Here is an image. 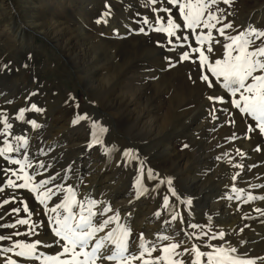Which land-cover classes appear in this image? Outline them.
Returning <instances> with one entry per match:
<instances>
[{
	"label": "rangeland",
	"instance_id": "rangeland-1",
	"mask_svg": "<svg viewBox=\"0 0 264 264\" xmlns=\"http://www.w3.org/2000/svg\"><path fill=\"white\" fill-rule=\"evenodd\" d=\"M81 3H83L84 6H80ZM106 3L111 6V14L104 17L103 13L108 11V9L105 8ZM162 6L163 5L159 3V0L156 5L150 4L149 0H0V149L7 148V145L4 144L5 140H7L8 144L12 145L15 149L18 144L14 139V135L16 134L23 133L29 141V145L20 148L19 151L11 153L5 152L4 156H0V225L16 224L15 228L0 227V234L10 235L12 233H19V235H13L11 239L0 241V249L11 247L17 241L21 243L32 242L34 236L28 235L30 232L29 227L19 225L16 222L19 219H28L29 223H31L33 220L37 219L35 215H31L33 208L37 206L41 209L44 208V205H40L39 201L35 200L34 192L30 193L28 188L16 187V185L24 183L22 177L32 175L37 167L43 164L49 166L47 168H39L40 175L45 179L49 172H52L53 175H55L56 172L68 174L65 175V180L61 181V184L65 188L71 186L75 182L74 180L81 183L88 181L87 178L83 177L80 173V170L85 168L88 163L79 167L75 166V163L72 161L73 158L71 159L75 154V152H73L75 148L72 147L74 144L70 143L68 144L69 146L66 144L64 148L63 146L56 148V152H50L51 156L46 155L48 158H45V154H43L45 148L48 149L46 145L48 143L50 145L53 143L50 136L52 135V132L55 133V131L52 129L49 130L48 128L49 113L52 109L56 108L55 106L59 102L64 108H68V106L70 107V100L68 97L71 95L72 91L76 95V108H78L75 110L77 113L74 112V120H76L77 117H83L85 114H87L88 117V119L80 120V123L78 122L79 124H74V128L87 131L88 134L90 133L89 140L92 142L94 139L93 132H95L99 141H101L98 143L101 147L104 146V149H109L111 147L110 149L112 151L116 153L121 152L120 155L122 157H124V149L132 148L135 150L129 157H124V163L126 164L121 163L120 168L118 169L119 171L115 169L117 166L114 162H109V164L106 162L108 165L107 170L109 172L106 176L110 178L113 177L116 184L112 186V188H107L109 185L108 180L106 179L107 181L105 180L104 184L106 189H103V195L113 192L114 190V192L123 191L122 189H126L129 184H132V182L141 187V175L143 174V172H141V164L143 165V170L146 165L140 160V156L151 149V146L148 143L137 140L134 132H130L129 138L127 139L126 137L124 139L125 143L120 145L117 144V140H122L120 138L121 136L117 134L120 133L118 131L119 129L116 130L117 127L105 123L102 119L98 118L99 115L96 112H92L94 113L93 116L90 111H79V109H81L80 106H87V96L81 88H75L74 80L69 76L71 65H67L64 58H62V55L59 54V51L53 48V46L42 37V30L40 27H37V25L41 24L43 19L54 18L53 21L60 22L64 26H71L70 28L74 29L79 26L85 31L87 34V40L85 43H88L87 46L92 47L93 53L95 52L98 56L100 55L99 58L105 66V71H102L101 76L106 77L107 74L108 76L113 74L116 76V79L120 78L121 81L123 79V82H125L123 83V87L124 85L126 86L124 88L125 92L128 93L132 90V92H134L135 90L136 93L138 91L136 94L137 97H140L142 100V105H139L134 109L136 113H142L143 102L144 104L146 103L147 105L152 106L154 110L152 111V114H155V116L158 117L163 114L162 112L165 111L167 107L171 106V108L176 111V116H174L175 118L173 117L174 119H171V123L174 121L177 122V116L180 112L182 114H188L196 111V113L203 112V115L205 113L206 117L204 121L209 125L200 133L193 134L196 135L195 138H197V141L201 138H205L206 141H211V144L215 145L214 152L213 150L210 152L213 161L225 163L227 167H232L233 164H238L237 161L242 158V156L238 154L237 149L242 150L245 154L248 150L238 147V141L243 140L242 142H246L247 146H250L252 142L257 141L255 137L251 139L243 138V129L245 125L241 124L239 119H236L235 116H233V119H236V122L235 124H232L226 114L217 112L215 113L216 119L213 120V113L210 108L208 107L207 111H205L207 105H209V101L207 100L209 90H205L202 84L193 85L190 82L188 79L191 68L189 62H177L173 59V66L170 69L167 68L166 62L163 59L164 56L175 57L179 51V48L176 47L178 44L195 46V36H190L189 40L185 42L177 41L175 37H168L166 33L155 31L156 29L167 27L166 17L169 15H172L174 22L182 23V20L177 21L176 16L172 13L153 11L154 8ZM219 6L225 8L226 11L231 13L229 19L233 21L234 27L238 30H243L244 26H254L259 29H264V0H231L230 8L223 4ZM82 18L83 21L81 20ZM144 19L148 20L147 24L142 22ZM97 20H101V23L97 24ZM105 21L107 22L105 23ZM31 23H35L36 26ZM141 27H143L149 35L140 34L138 29ZM182 31L185 35L189 32L188 29H182ZM197 31H199V29ZM228 31L231 32V30ZM161 37H163L160 41L164 44L163 50L156 44V41ZM220 39H223V37ZM169 40H171L172 43H169ZM255 43L259 44L260 41L257 40ZM169 49L171 50L169 51ZM111 50L115 51V59L113 60L109 59V51ZM29 56H31V59H28ZM25 64L28 65L27 68L23 67ZM5 65L8 67L5 68ZM146 68H148L147 71L151 72L153 75L150 80L153 87L149 88L147 91L143 89V91L140 86V83L143 82L142 79L140 80L142 77L140 71L143 69L145 70ZM123 69L124 71H122ZM33 92L37 94L32 95ZM31 103H36L38 107H42L44 109L43 113H36L33 111L30 107ZM21 108L27 109L24 113L23 120L18 119L20 116L19 110ZM4 120H7L13 125L11 130H8L7 135L4 134L6 131L3 126ZM28 120H35L39 125V128L32 129L31 125L27 123ZM93 121L98 122V127L96 129L91 128ZM245 124H247V121ZM100 127H106L107 132H100ZM181 130L182 129L178 130L169 127L168 130H166L168 139L175 140L176 148L180 154L183 155L185 163L188 162L187 164L191 165V168L196 169V165L193 164V162L194 159L196 160V156L200 153L201 147L193 141L191 135H189V137L187 134H182ZM111 136L112 138H110ZM184 142H187L190 145V149L180 150L179 146ZM260 143L262 144V147H264V141H260ZM114 145L119 146L118 149L122 148V150L118 152L117 149L115 151V149H113ZM252 146L251 152H255V145ZM69 147H72V149L68 150ZM230 151L231 156L228 158ZM59 152H61L62 158L59 156ZM255 154L257 159L263 157L262 160L258 161L257 165L255 164L257 167L256 171H259V169L264 168V150L259 153L255 152ZM32 155L34 158H31ZM36 155L38 156L36 157ZM137 155L139 156V160L136 159ZM222 155L226 156L225 159H221ZM5 157H8L9 159L6 160ZM12 160L26 162L28 163V166L24 167V171L21 173V165H13L11 163ZM253 160L256 159L254 158L252 161ZM70 161L72 164L71 172H68V163ZM5 168L8 169L7 172L2 171ZM114 171H117V173L114 174ZM73 173L75 176L72 175ZM253 173L255 172L253 171L252 174ZM256 173L261 179L264 178V171L259 174L258 172ZM214 175H216L215 172L207 173V180L212 182L213 179H215ZM249 177L251 178L253 176ZM167 179L165 180V184H163V189L171 198V193L167 191ZM237 179L238 178L233 181L231 177L233 183H235ZM242 179L244 180L243 184L245 185H249L251 182L249 178L246 179L245 177ZM8 180L13 182L12 186L7 183ZM35 186L36 177L34 176L33 180L29 183V187ZM173 187L175 191H177V195L180 196L182 192L179 187H176L174 184ZM78 196L77 191V199H79ZM173 198L175 199V197ZM52 200H56V197H53ZM5 201H7V203H5ZM56 201L60 202V200ZM117 202L122 204L123 200L120 198ZM47 203L50 207L54 206L52 201H47ZM251 203L252 202H250V204ZM25 206L29 209L28 213L23 211ZM158 206L153 205L151 206L152 208L147 211L151 219L154 220L153 225L155 226H160L167 221L169 214L173 210L170 201L167 206L163 204V201L161 204H158ZM194 207L197 206L195 205ZM13 208H17L19 211L12 212L11 210ZM157 211L160 212V214L162 213V215H157ZM50 215L52 214L50 213ZM45 219H47V217H45ZM112 225L115 227V223ZM182 233L183 238H186L185 232L182 231ZM263 238L264 237H261L259 239ZM259 239L253 241V244L258 245L262 243ZM178 241L180 240H175V242ZM166 244L167 242L163 241L160 246ZM191 245V243L187 244L184 242L176 251L183 253V249L186 247L190 248ZM54 250L55 248H44L42 252L44 255H54ZM7 254L10 255L11 253L0 252V264H7V260L10 259L7 258ZM158 255H163L160 253L159 248L153 252V258ZM254 255L255 254L245 255V257L252 258ZM147 258L148 257L145 256V259ZM171 258L183 260L185 261V264H189L187 253H184L179 257L173 255ZM205 260L206 259H202V264ZM34 263L39 264L38 261ZM141 263V261L134 262V264ZM28 264H33V262H28Z\"/></svg>",
	"mask_w": 264,
	"mask_h": 264
},
{
	"label": "snow or ice",
	"instance_id": "snow-or-ice-1",
	"mask_svg": "<svg viewBox=\"0 0 264 264\" xmlns=\"http://www.w3.org/2000/svg\"><path fill=\"white\" fill-rule=\"evenodd\" d=\"M149 3L156 5L158 0H149ZM162 7L154 8L153 11H163L172 13L176 16L177 21L174 22L172 15L166 17L167 27L156 29L157 32L166 33L168 37H175L177 41H188L190 36H195V46L178 44L176 47L179 51L175 57L165 55L164 60L167 68L173 66V59L177 62H189L191 65L188 79L193 85L202 84L205 90H209L207 100L209 108L213 113V120L216 119L215 113L226 114L230 123L235 124L236 119H239L241 124H244L243 129L244 139L256 138L258 143L254 147V151L259 153L264 150L260 141H264V29L256 27L244 26L243 30H238L234 27L233 21L229 19L231 13L219 5L231 7V0H159ZM108 11L103 13L104 17L111 14V6L105 4ZM107 21H105L106 23ZM148 23L147 19L142 21ZM97 24L101 20L96 21ZM182 29H188L189 32L185 35ZM199 29V31H197ZM228 30H231L229 32ZM142 35H149L143 27L138 29ZM179 33V34H178ZM215 33V35H214ZM235 33V34H231ZM223 37V39H220ZM163 37L156 41V44L164 49V44L160 41ZM259 40L260 43L255 42ZM172 43L171 40L168 41ZM190 49V50H188ZM171 49H169L170 51ZM31 59V56L28 57ZM8 66L5 65V68ZM23 67L27 68L25 64ZM222 90V91H221ZM37 93L33 92L32 95ZM218 105V106H216ZM31 109L36 113H43L44 109L38 107L36 103H31ZM18 119H24L26 108H21ZM235 116L236 119H233ZM82 119H88L85 114L83 117H77L72 123L76 124ZM247 121V124L245 122ZM32 129H38L39 125L35 120H28ZM3 126L11 130L13 125L7 120L3 121ZM98 122L93 121L92 128L96 129ZM100 132H107V128L100 127ZM251 134V135H250ZM93 144L100 143L97 135L93 132ZM14 139L18 142L14 149L12 145L5 140L6 149H0V156H4L5 152L19 151L28 145L29 141L23 134L14 135ZM89 144V148L93 146ZM180 150L190 149L187 142L180 144ZM135 150L126 148L123 150V156L129 157ZM238 154L242 157L245 153L237 149ZM108 153L106 149L105 154ZM5 159H9L5 157ZM139 160V156L136 157ZM13 165H21V173L28 163L20 160H12ZM47 168V165H39L32 175L22 177L24 183L16 185L19 188H28L30 193H35V200L39 201L40 205H44L41 209L38 206L33 208L31 215L37 217L29 223L28 219H19L16 223L27 226L30 229L29 236H34L32 242L21 243L15 242L11 247L2 248L0 252L13 253L15 257L22 258V264L28 262L39 261V264H134L136 261H141L142 264H185L183 260L172 259L173 255L179 257L184 253L188 254L189 264H202L201 258H206L203 264H264V255L255 258L242 257L239 254V249L246 243L245 240L238 237L234 241L226 237L225 231H213L211 234L201 231L200 233H189L185 231V236H195L201 241L200 247L192 244L190 248H184L183 253L176 250L184 243L183 240L171 242L177 232L172 229V235H159L157 239L149 243L145 241L144 234L139 233L137 237H132L131 228L127 221L131 219L132 209L124 210V220L122 221L121 212L114 210L110 205H103L102 201L97 199H77V191L73 186L66 188L61 184L65 180V174L56 172L48 173L47 178L40 175L39 168ZM235 168H242V164L233 165ZM68 170L71 172V165H68ZM2 171L7 172L5 168ZM141 172L143 165L141 164ZM75 176V174H72ZM236 175L232 176L235 181ZM36 177V186L29 187V183ZM149 179H153L152 169H148ZM82 179V178H81ZM12 186L13 182H7ZM161 185L165 184L164 179H159ZM167 191L171 193L181 204L191 206L192 199L184 200L177 195L173 184V178L169 177L166 181ZM51 185V186H50ZM87 191V186H85ZM148 188L140 187L136 191V196L140 197L148 193ZM233 192H240L239 189L233 188ZM62 196V199H61ZM56 197V200H52ZM240 199L238 195L236 197ZM227 199L231 201L232 196ZM256 199L264 200V196H254L249 193L245 200L254 201ZM47 201H52L54 206H49ZM7 203V201H5ZM163 204H169V197H163ZM98 208V211H93ZM12 212H18L19 209L13 208ZM25 213L29 212L27 206L24 207ZM254 211L264 217V210L255 208ZM51 213L52 215H49ZM111 213V215H107ZM159 215V213H157ZM47 217V219H45ZM176 214L171 215L173 222L177 221ZM252 217L245 214L241 216V220H250ZM180 223L183 224V217H179ZM208 220L212 221L213 217L208 216ZM115 222V227L109 229V226ZM0 227L15 228L16 224H3ZM189 228L196 229L200 226L197 224H189ZM251 228L248 223L243 224L236 231L242 234L244 229ZM106 229H109L106 231ZM47 233V238H45ZM103 233V234H101ZM13 235L0 234V241L11 239ZM132 237V245L130 251L129 239ZM216 241L210 244L204 240ZM160 241H169L166 245L160 246ZM38 247L55 248L54 255H44L43 252H38ZM159 247L160 253L153 258V252ZM204 247L206 251H202ZM145 256L148 258L145 259ZM7 264H17L16 259H8Z\"/></svg>",
	"mask_w": 264,
	"mask_h": 264
},
{
	"label": "bare ground",
	"instance_id": "bare-ground-1",
	"mask_svg": "<svg viewBox=\"0 0 264 264\" xmlns=\"http://www.w3.org/2000/svg\"><path fill=\"white\" fill-rule=\"evenodd\" d=\"M80 6H84V4L81 3ZM53 20L54 18L43 19L42 23L38 24L37 27H40L42 30V37H44L45 40H47L48 43L53 46V48L59 51V54L62 55L65 63L67 65H71L69 76L73 78L75 88H81L84 94L87 96V106H80L81 109H79V111H90L93 116L94 113L92 112H96L99 115L98 118L102 119L105 123H108V125L112 124L117 127L116 130L119 129L118 131L120 132L117 134L120 135V138L122 139L116 141V143L119 145L125 143L124 139L126 137L127 139L129 138L130 132H134L137 140L144 141L151 146V149L148 152L140 156V160H142L146 165L143 170V174L141 175V187L148 188V193L137 197L136 191L140 187L133 184L132 182V184H129L126 189H122L123 191L114 192V190L113 192L103 195L102 192L105 188L104 184L106 179L108 180L109 185L107 188H112V186L116 184L113 177L110 178L106 176L109 173L107 170V163L109 164V162H114L117 166L115 169L118 170L120 168V164L124 163L125 159L120 155L121 152L116 153L110 149L111 147L109 149L106 148L108 153L105 154L106 149L103 148L104 146L101 147L99 144H93V142L89 140L90 133L88 134L87 131L74 128V124L72 123L74 121L73 115L75 114L74 112H76L75 110L78 108H76V95L72 91L71 95L68 97L70 100V107L68 106V108H64L59 102L55 106L56 108L52 109L49 113L48 128L49 130L52 129L55 131V133L52 132V135L50 136V139L53 140V143H51V145L48 143L46 145L48 149L45 148V151H47L42 153L45 154V158H48V156H51L50 152L55 151L56 148H59L60 146H63L64 148L66 144L69 146L68 144L70 143L75 145L72 146L75 148L73 151L75 154L73 157H71V159L73 158L72 161L75 163V166L80 167L81 165L88 163L85 168L80 170L81 175L86 177L88 181L81 183L74 180L75 182L71 185L76 189V191H78V198L84 199V197H87L89 199H97L102 201L100 207L103 205H110L112 209L119 210L121 212L122 221L124 220V210L131 208L132 216L131 219L127 221V224L131 228L132 237H137L139 233H143L144 239L149 243V246L151 242L155 241L159 235L168 234L171 236L172 229H174L178 235H176L174 240L171 242H175V240L179 239L183 240L187 244H196L198 247H200L201 241L197 240L195 236H186V238H183L182 231L197 234L201 231L207 232L209 234H211L213 231H225L226 237L231 238L233 241L238 237L246 241V243L243 244V246L238 250L242 257L251 254H255L253 257L251 256L252 258L264 255V238L259 239L264 237V217H261L259 213L254 211L255 208L264 210V200L261 201V199H256L254 201L248 202L245 200L249 193L258 197L264 196V178L262 176L263 179H261V177H259L256 173L258 172L259 174L264 171V168L256 171V165L259 160L263 159V157L257 159L255 152H251V148L253 147L252 145H256L257 141L252 142L250 146H247L246 142L243 143V140L238 141V147L245 150L248 149L247 153L242 158L240 157L241 159L237 161L238 164L243 165L242 168H235L233 167L234 164L232 167H227L225 163L213 161V159H211L210 152L212 150L214 152L215 145L211 144V141H206L205 138H201L199 141H197V138H195L196 135H194L200 133L205 129L206 126L209 125L204 121L206 117L205 113L203 115V112L196 113V111L188 114H182L180 112V114L177 116V122L174 121L171 123V119H174V116H176V111L173 110L171 106L167 107L165 111H163V109V114L158 117L155 116V114H152V111H154L152 106H149L146 103L144 104V102L142 113H136L134 109L137 106L142 105V100L140 97H137L136 94L138 91L136 93L135 90L134 92H132L133 90L131 92L128 90L130 93L125 92L124 88L126 86L124 85L123 87V83L125 82H123L122 78V81L120 78L116 79V76L113 74H110L109 76L107 74L106 77L101 76L102 71H105V66L102 64L101 59L99 58L100 55L98 56L97 53H93L92 47L87 46L88 43H85L87 40V34L85 31L79 26L74 29L70 28L71 26H64L62 23ZM81 20L83 21V18ZM31 24L35 25V23ZM109 59H115L114 50L109 51ZM147 70L148 68L140 71V74H142L140 80L142 79L143 81L140 83V86L142 90L144 89L146 91L153 87L150 81L153 75ZM122 71H124V69ZM208 107L209 105H207L205 111H207ZM169 127L178 130L182 129V134H187L188 136L191 135L193 141L201 147L200 153L198 156H196V160L194 159L193 162V164L196 165V169L191 168V165L187 164L188 162L185 163L183 155L180 154L176 148L175 140L168 139L166 130H168ZM110 138H112V136ZM89 144H93V146L89 148ZM72 147H69L68 150H71ZM118 148L119 146L115 145L113 147L115 151ZM120 150H122V148L118 149V152ZM61 152H59V156L62 155ZM37 156L38 155H36V157ZM230 156L231 151L228 154V158H230ZM32 157L33 155L31 158ZM225 157L226 156L222 155L221 159H225ZM251 158H255L256 160L252 161ZM68 164L72 165L71 161ZM149 168L152 169L153 179H149L148 177ZM253 171L255 173L252 174ZM212 172H215L216 175H214L215 179H213L211 182L210 180H207V173ZM115 173H117V171H114V174ZM237 173H239V175H237L238 179L235 183H233L231 177ZM249 176L253 177L250 178ZM168 177L174 178V185L179 187L180 191L182 192L180 195L182 199H192L191 206L181 204L173 197L170 198L168 196L166 191L163 189L164 185L159 183V179L166 180ZM245 177L246 179L249 178L251 181L249 185L243 184L244 180L242 178ZM85 186H87V191H85ZM181 187L185 189H182ZM233 188L239 189L240 192H233ZM165 195L169 197L170 205L172 206L173 210L169 214L167 221H165L160 226H155L153 225L154 220L151 219L147 211L148 209L152 208L151 206H158V204H161ZM238 195L240 196V199L236 198ZM228 196H232L233 199L229 201L227 199ZM125 197L127 198L124 199ZM120 198L123 200L122 204L119 203L120 201L117 202ZM56 202L58 203L59 201ZM250 202L252 203L250 204ZM195 205L197 207H194ZM98 210V208L93 209V211ZM160 212L158 213L161 216L162 213L160 214ZM173 214L178 216V219L175 222L171 220V215ZM245 214L250 215L252 219L241 220V216H244ZM107 215H111V213H108ZM209 215L213 217L212 221L208 220ZM180 216L183 217V224L180 223ZM193 223L199 225L200 227L196 229L189 228L188 225ZM245 223L250 224L251 228L244 229L242 234H238L236 231H234L242 227ZM113 226L114 225H111L110 228ZM109 229H106V231ZM132 237L129 239L130 246L132 243ZM45 238H47V233H45ZM257 239H259L262 243L254 245L253 241ZM204 240L210 244L216 243V241L207 240V237H204ZM162 242L163 241H160V244ZM165 242L169 243V241ZM43 249V247H38L37 250L38 252H42ZM201 250L206 251L209 249L201 247ZM13 253L10 255L7 254V258L16 259L17 264H22V258L15 257Z\"/></svg>",
	"mask_w": 264,
	"mask_h": 264
}]
</instances>
